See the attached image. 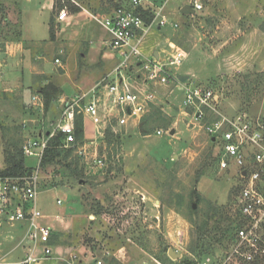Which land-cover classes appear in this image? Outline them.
<instances>
[{"label": "rangeland", "instance_id": "rangeland-1", "mask_svg": "<svg viewBox=\"0 0 264 264\" xmlns=\"http://www.w3.org/2000/svg\"><path fill=\"white\" fill-rule=\"evenodd\" d=\"M98 1L0 0V63L8 65L0 77L5 81L0 87V154L9 142L21 147L29 138H46L65 103L113 68L104 45L109 36L98 17L83 8L70 12L72 6ZM190 1L166 0L165 15L178 28L155 29L147 49L181 47L186 59L173 73L189 76L185 86L213 87L227 114L244 111L264 120V0H209L200 12L181 13ZM154 91L157 98L140 120L119 106H112L97 127L85 119L83 142L67 158L40 170L36 207L43 215L39 223L52 230V258L38 264H67L72 255L81 264L94 259L102 264L223 260L224 242L205 240L204 251L196 248L195 224L212 205L222 210L216 216L220 227L230 226L239 184L236 168L220 171L216 144L188 126L183 90L170 83ZM36 96L42 108L30 104ZM87 140L89 160L96 154L103 167L86 168L79 157L78 148ZM25 164L36 168L38 160L26 157ZM24 223L19 229L5 220L2 229L11 230L19 244ZM30 246L24 241L14 257ZM170 249L180 258L171 259ZM36 253L40 256V248Z\"/></svg>", "mask_w": 264, "mask_h": 264}, {"label": "built area", "instance_id": "built-area-1", "mask_svg": "<svg viewBox=\"0 0 264 264\" xmlns=\"http://www.w3.org/2000/svg\"><path fill=\"white\" fill-rule=\"evenodd\" d=\"M204 1L209 0H191L187 5L197 13L203 10ZM165 5L166 0L158 3L156 0H128L109 15L95 18L108 33L109 40L104 45L113 57V68L93 87L65 103L46 138H29L23 143V156L38 160V166L30 174L16 178L0 176V218L9 224L26 222L27 229L19 246L24 241L31 242L25 257L13 264H38L52 258L49 246L52 230L39 223L43 215L36 207L40 162L50 137L62 133L64 147L72 148L77 116L82 118L84 132L85 119H90L97 127L103 117L118 106L125 109L128 117L140 120L157 98L155 87L170 83L185 92L182 112L188 126L202 130L216 144L218 169L236 168L234 177L239 184L233 209L238 215V226L223 260L217 264H264V120L244 111L227 114L222 110L223 98L218 90L202 83L187 86L181 83L180 75L173 73L186 59L181 47L171 44L168 51L147 49L155 29L160 31L168 25L178 28V24L170 22L165 15ZM55 63L60 62L57 59ZM2 74L0 67V77ZM32 105L42 108V98L33 97ZM97 132L101 133L100 127ZM87 143L85 141L77 152L84 159L85 167L91 164L103 167L96 154L89 160ZM57 204H61L60 200ZM39 248L40 256L36 253ZM93 261V264H102L99 259ZM66 263L81 264L75 255ZM195 264L209 262L201 259Z\"/></svg>", "mask_w": 264, "mask_h": 264}, {"label": "trees", "instance_id": "trees-1", "mask_svg": "<svg viewBox=\"0 0 264 264\" xmlns=\"http://www.w3.org/2000/svg\"><path fill=\"white\" fill-rule=\"evenodd\" d=\"M120 4L116 0H110L108 4H106L103 0H99L95 5L90 6L89 4H84V6L71 7V13L76 14L80 12V10L86 9L93 16L98 17L109 15L114 9H116ZM42 94V92H41ZM49 97V94L46 93V98ZM75 143L72 148L64 147V135L62 133H56L48 140V144L46 149L44 150L42 160L40 162V169L45 168L55 162L60 161V158H67L71 153L72 149L75 148L79 143L83 142L84 132H83V122L81 116H77L75 120ZM8 146L3 149V158H4V168L0 170L1 177H11L16 178L19 176H25L32 172L34 168L28 167L25 164V157L22 153V146L17 147L18 145L14 142H9ZM17 145V146H16ZM210 205V204H209ZM221 208L218 206H209V209L203 215V221L195 224V231L197 234V247L200 250L204 251V241L211 240L212 243H223L225 245L224 250L228 248L230 245L234 231L238 226V215L234 211L233 220L229 227H226L224 230L220 227L222 222L221 219L216 218L218 214L221 213ZM215 219L216 224L210 226V222ZM218 219V220H217ZM220 235V236H219ZM51 245V243L49 242ZM204 255L206 252L203 253Z\"/></svg>", "mask_w": 264, "mask_h": 264}, {"label": "crops", "instance_id": "crops-1", "mask_svg": "<svg viewBox=\"0 0 264 264\" xmlns=\"http://www.w3.org/2000/svg\"><path fill=\"white\" fill-rule=\"evenodd\" d=\"M1 55L2 54H0V61L2 60ZM0 64H1L0 65L1 71L4 74V72L7 71V69H8L7 68L8 65H5V64L3 65L2 63H0ZM4 85H5V81L3 82L2 78H1L0 79V87L4 86ZM7 90L12 91L11 89H4L3 91H7ZM30 104H32V100H30ZM86 123H88L87 120H86ZM86 133H87V131H86L85 125H84V136H86ZM87 142H89V141L87 140ZM3 168H4V158H3V155L0 154V170H2ZM3 221H5V219L3 217H1L0 218V264H13V263H16V262L20 261L21 259H23L25 257V255L29 252V249L31 248V246L22 249L20 251V254H18L15 258L13 255V252L19 248V244H17L15 242L17 237L12 233L11 230L7 231V230L2 229V222ZM24 224H25L24 222L18 223L16 225V227L21 229L24 227L23 226Z\"/></svg>", "mask_w": 264, "mask_h": 264}, {"label": "water", "instance_id": "water-1", "mask_svg": "<svg viewBox=\"0 0 264 264\" xmlns=\"http://www.w3.org/2000/svg\"><path fill=\"white\" fill-rule=\"evenodd\" d=\"M181 13L183 14H187V15H192L194 14V11L192 10V8H190V6L188 5H185L183 6V8L181 9ZM155 56L157 55V52L154 53ZM189 79V76L188 75H180L178 77V80L181 82V83H184L186 82L187 80ZM48 134V133H47ZM168 256L171 258V259H178L180 258V254H177L174 250L170 249L168 251Z\"/></svg>", "mask_w": 264, "mask_h": 264}]
</instances>
